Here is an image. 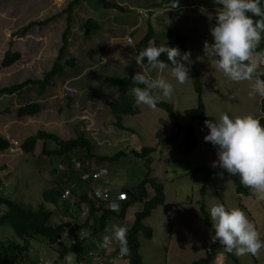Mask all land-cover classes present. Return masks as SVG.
<instances>
[{
	"label": "rangeland",
	"instance_id": "obj_1",
	"mask_svg": "<svg viewBox=\"0 0 264 264\" xmlns=\"http://www.w3.org/2000/svg\"><path fill=\"white\" fill-rule=\"evenodd\" d=\"M73 1L0 0V87L20 83L26 78L41 79L44 72L50 70L59 48L63 46L61 34L66 26V16H70L67 42L60 59V76L51 78L52 85L42 95H37L34 84H28L14 94L1 95L0 132L8 136L0 134L15 139L20 146L22 140L37 129L54 131L65 139L72 138L77 131H84L93 151L106 156L118 151L127 152L130 148L139 150L140 146L153 147L154 151L148 155V166L144 159L128 153L119 156L113 164L102 163L107 166L106 182L113 192L136 183L147 169H150V176H154L163 186L164 202L143 220L145 225L152 228L151 238L146 240L138 233L142 264H191L204 256L213 235L202 220L199 211L201 201L208 214L209 209L217 203L224 204L228 209L239 207L255 223L264 240V202H257L252 195L235 194L232 181L225 175L220 178L204 176L200 172L190 173L195 167L219 169L211 167L217 160L216 147L204 141L209 133L205 121L209 119L192 121L183 112L196 105L194 74L201 87L204 113L214 122L222 114H228L230 118L246 115L258 118L260 115V97L249 98L248 83L231 82L221 72L211 68L204 56L203 45L205 41L212 42L210 28L215 26L216 9L220 6L215 5L213 0H186L187 6L180 10H164L162 6L155 8L157 12L153 18L150 16L149 21L160 39L158 45H165L163 36L170 33L185 38L184 52L190 51L193 61L190 80L183 85L177 84L171 77L170 67L158 73L150 70L145 61L143 70L150 79L162 76L174 85L172 97L163 101L171 105L178 127L170 124L163 109L157 107V110H152L135 104L139 113L122 117L124 127L129 130L126 131L113 127V117L107 103L120 92L134 97L133 88L109 87L102 77H133L142 71L135 62L133 45L145 32L143 18H147V11L150 10L145 5L150 6L153 0H113L125 9L123 11L117 7L102 8L93 1L81 0L67 12V7ZM50 17L45 23H35ZM87 18L95 20L98 28L84 37L82 24ZM30 22L34 23L20 35L21 28ZM7 49L17 52L19 58L4 67L1 61ZM70 58H73L72 65L66 64ZM65 81L75 88L74 95L66 97L62 94ZM29 101L40 103L41 109L37 115L16 117V109ZM4 109L8 112H3ZM185 125H191L196 139V144L189 151L180 149L183 138L181 127ZM172 133V142L159 144V140ZM40 143L39 140L33 154L22 153L20 149L0 153L2 193L34 209L42 202L41 190L48 188L59 172V161L55 156H49V164V157L40 155ZM53 148V144H47V150ZM202 181L203 194L199 191ZM146 188L151 193L148 185ZM44 205L52 211V224L69 219L60 213L59 207H55V210L52 204ZM138 208V203L129 207L125 220L130 221ZM2 209L0 206V212ZM111 228L108 227L109 233ZM11 238L16 237L10 227L0 225V240ZM31 240L28 251L22 255L24 264H34L36 258L50 260L52 249L45 245L46 239ZM232 255L238 264H264V250L258 256ZM213 256H217V259L211 260L210 264H234L223 247L214 251Z\"/></svg>",
	"mask_w": 264,
	"mask_h": 264
},
{
	"label": "trees",
	"instance_id": "obj_2",
	"mask_svg": "<svg viewBox=\"0 0 264 264\" xmlns=\"http://www.w3.org/2000/svg\"><path fill=\"white\" fill-rule=\"evenodd\" d=\"M81 0H75L69 4L66 11L70 12L72 7ZM86 1V0H85ZM90 2L99 4L102 8L117 7L119 10H125L122 6L118 5L113 0H88ZM171 0H153L150 6L145 5L146 8L150 9L147 11V18H143L145 24V32L143 36L133 45L135 55L141 50L148 47L150 44L158 45V34L155 33L154 27L151 26L149 18L157 12L155 8H161L164 10H180L187 6V1L184 0V4L179 3V7L175 8L170 6ZM264 5V0H262ZM167 8V9H166ZM50 18H46L42 22H35L41 24L47 22ZM34 22L28 23L26 26L21 28L19 34L22 35ZM70 16H66V26L63 30L62 36V47L59 48L58 54L53 61L50 70L44 72L41 79L26 78L20 83L10 84L7 86L0 87L1 95H11L20 91L24 86L28 84H34L37 86V95L45 93L46 88L52 85L51 78L54 76H60L62 64L60 63L61 56L63 54L64 45H66L67 38L66 34L69 29ZM98 28V24L92 18H87L82 24L84 30L83 35L86 37L92 30ZM135 31V30H133ZM132 31V32H133ZM131 32V33H132ZM131 35V34H130ZM164 35V34H163ZM164 46L166 47H178L181 52H184L185 38L176 33H170L163 36ZM264 41H262L260 48L263 49ZM1 65L4 67L9 66L14 60L19 58V54L9 49L3 52ZM166 63L167 57L162 54L160 57ZM66 64L72 65L73 58L66 61ZM193 89L196 92V105L192 108L184 110V115L190 120L204 121L210 119L204 113V104L202 103L200 94V84L196 74L193 76ZM107 86H117L121 88H134L144 87V85H134L132 83V77L121 76V77H102ZM264 78V77H262ZM70 96V95H65ZM68 101L71 98H67ZM108 111L113 117L112 125L116 129L127 130L123 123L122 117L124 115H136L139 113L138 108L135 105V98L131 95H127L123 92L118 93L116 97L111 98L108 103ZM158 108L163 109L167 115L170 124L174 127H178L171 105L165 101H162L157 105ZM41 105L37 101H29L19 106L15 115L18 118L21 117H33L40 111ZM3 112H8L4 109ZM259 112L260 115L257 119L264 125V99H259ZM183 129V138L180 143L181 151H189L196 144V139L193 134L191 125H185L181 127ZM173 133L170 136L164 137L159 140L160 145L168 144L173 141ZM41 141L39 153L46 157L55 156L62 168H60L52 184L45 189L41 190L42 202L33 208L30 205L25 206L20 204L13 199H10L4 195L0 188V206L3 209L0 212V225L7 224L16 238H11L5 241L0 240V264H22L23 252H25L30 242L29 240L39 241L40 238L47 240L49 244H53L60 237V242L54 250V258L46 264H62L65 261V257L69 253H74L73 264H90L91 256L94 253L98 257L111 259L112 264H122L125 259L129 264H142V257L139 253V239L138 233L141 236L149 240L152 236V228L143 223V220L149 216L151 211L158 205L164 202V191L162 184L154 177L150 176L147 169L143 172L142 177L134 184L120 187L116 192H124L125 199L120 202L119 209L112 211L106 208V206L98 199L92 196V190L95 187L106 186L105 182L92 180L90 176L88 178H82V174L87 171H93L98 167H105L102 163L106 161L109 165L113 164L119 156H126L127 153L140 159H144L146 166L150 162L148 155L154 151L153 147L140 146L139 150L133 148L128 149L127 152L118 151L111 156L97 155L92 148V145L88 138H86L84 131H77L75 136L72 138H61L54 131L37 129L34 134L28 135L20 143V150L25 154H33L38 141ZM53 144L52 150H47V144ZM9 142L7 139L0 135V153L7 152ZM49 164H51L50 157L48 158ZM78 161L79 166L76 168L74 162ZM58 167V166H57ZM53 171L55 168L53 167ZM200 172L204 176H219L222 172L221 169L210 170L205 167H195L190 170V173ZM223 175L227 176L233 183L234 192L237 195H251L249 190L243 187L239 182L238 176H230L227 172H223ZM2 181L0 180V186ZM146 185L151 189V193L148 192ZM65 188H68L71 195L66 199H61V193ZM200 193H204V181L201 182L199 189ZM110 192L114 193L110 188ZM111 197V195H110ZM44 203L52 204L55 207H59L61 214L65 215L69 219L66 222H60L52 224L50 222V216L52 211L45 208ZM138 203L139 208L133 212V217L130 221L125 220L126 213L133 204ZM87 208V213L84 216H78L81 211ZM56 210V209H55ZM199 211L202 216L204 225L209 229L210 233L214 236L211 221L207 210L205 209L204 203H199ZM54 213V212H53ZM127 219V218H126ZM113 225L124 226L127 228V247L128 253L121 256L120 245L113 241L108 247H101L100 244L103 242V237L109 233L108 227ZM75 229V230H74ZM67 231V233H65ZM222 248L218 242H211L209 247L206 249L203 257L197 258L191 262V264H210L213 258V252L217 249ZM50 249V248H49ZM92 252L91 255L88 253ZM234 264H238L236 258L232 253L227 252ZM120 257H117V255ZM106 263V261H104Z\"/></svg>",
	"mask_w": 264,
	"mask_h": 264
},
{
	"label": "clouds",
	"instance_id": "obj_3",
	"mask_svg": "<svg viewBox=\"0 0 264 264\" xmlns=\"http://www.w3.org/2000/svg\"><path fill=\"white\" fill-rule=\"evenodd\" d=\"M180 1L184 4L183 0ZM213 3L220 7L216 9L215 26L210 28L212 42L205 41L203 45L204 56L211 68L221 72L231 82H247L250 99L257 96L264 99V49L260 48L264 41L262 0H213ZM169 4L171 7H179L178 0H171ZM162 54L166 55L171 66L160 59ZM145 61L150 70L158 73H163L170 67L172 79L183 85L190 80L189 73L193 63L191 52L182 53L178 47L150 44L136 55L135 62L142 71L132 77V83L144 87L137 86L132 89L135 104L157 110L159 103L172 97L175 88L162 76L150 79L143 70ZM205 127L209 129V133L204 141L217 149V160L211 167L222 170L220 178H223V172L238 176L240 184L249 190L255 200L264 202V125L261 121L252 115L230 118L228 114H222L217 122L206 120ZM5 139L9 142L8 151L20 149V146L14 147L10 142L15 139ZM98 168L105 169L106 177L103 182L110 188L106 182L108 169ZM116 193L111 192L113 199ZM80 213L78 216L81 217ZM209 217L214 231L212 242H218L227 252L243 257L258 256L264 250V240L261 239L255 223L239 207L228 209L224 204L217 203L209 209ZM110 231L111 236H104L100 246L108 248L115 241L120 245L121 256L126 255L127 228L113 225ZM61 241L60 237L53 244L46 240L45 245L48 249H53ZM50 254V260L36 258L34 264L50 262L54 258V252ZM216 259L217 256H213L212 261ZM65 261L62 264H73L74 253H69Z\"/></svg>",
	"mask_w": 264,
	"mask_h": 264
},
{
	"label": "built area",
	"instance_id": "obj_4",
	"mask_svg": "<svg viewBox=\"0 0 264 264\" xmlns=\"http://www.w3.org/2000/svg\"><path fill=\"white\" fill-rule=\"evenodd\" d=\"M178 2L183 4L180 0H178ZM128 41L130 42L129 39H128ZM62 89H63L62 94L64 96L65 95H74L76 92V90L73 86L67 84V81L63 82ZM10 142L12 143V145L14 147H18V144L15 140H11ZM74 165L77 168L79 166V162L78 161L74 162ZM57 166H58V168H62V166L60 164H58ZM88 176H90V178L92 180L104 181L105 177H106V171L103 168H98V169H95L93 171H87V172L82 174V178L86 179V178H88ZM70 195H71V192L69 191V189L65 188L63 190V192L61 193V199H66ZM110 195H111L110 188L107 186L95 187V189L92 190V196L94 198L101 201L104 205H106V207L108 209L117 210L119 208L118 202L125 199V193L124 192H117L116 195L114 196V199L112 198V195H111V197H110ZM86 213H87V208H84V210L81 211L80 215L84 216ZM91 253L92 252H89L88 254L91 255ZM117 257H120V255L118 254ZM104 261H106V263H104ZM122 261H123L122 264H129L125 259H123ZM90 264H112V260L102 258V257H98L93 253L91 256V263Z\"/></svg>",
	"mask_w": 264,
	"mask_h": 264
},
{
	"label": "crops",
	"instance_id": "obj_5",
	"mask_svg": "<svg viewBox=\"0 0 264 264\" xmlns=\"http://www.w3.org/2000/svg\"><path fill=\"white\" fill-rule=\"evenodd\" d=\"M184 1V0H183ZM3 124H4V122H3ZM0 133H2V132H0ZM2 134H4V133H2ZM4 135H7V134H4ZM8 136V135H7ZM3 137H5L6 138V136H3Z\"/></svg>",
	"mask_w": 264,
	"mask_h": 264
}]
</instances>
